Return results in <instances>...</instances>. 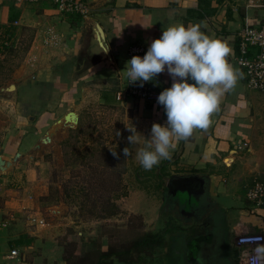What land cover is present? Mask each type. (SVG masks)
Here are the masks:
<instances>
[{
	"label": "crops",
	"instance_id": "obj_1",
	"mask_svg": "<svg viewBox=\"0 0 264 264\" xmlns=\"http://www.w3.org/2000/svg\"><path fill=\"white\" fill-rule=\"evenodd\" d=\"M83 1L90 16L78 20L76 14L61 16L49 0H0V157L10 162L0 173V264H64L57 237L65 216H57V201L40 198L47 195L50 169L41 154L46 145L41 141L54 140L62 131L51 133L56 120L72 108L77 110L75 106L90 94H98L102 103L124 106L131 118L129 127L135 126L145 138L150 137L153 123L166 125L157 99L127 97L120 102L115 92L129 81L123 70L130 47L141 46L144 51L138 55L143 57L164 28L177 24H198L201 31L225 42L231 49L228 62L239 76L210 126L176 142L171 159L156 167L170 173L163 178L160 199L139 200L134 207L144 219L149 215L152 226L162 220L199 221L195 234L191 224L185 230L174 226L161 230L165 240L174 235L181 241L189 264H239L235 238L245 232L264 234V207L255 208L242 195L251 182L245 183L242 166H233L241 158L237 144L250 142L245 132L252 98L235 58L239 30L264 21L263 5L260 0ZM90 18L97 19L105 31L111 62L88 46ZM11 50H21V56L8 54ZM3 62H11V69L3 72ZM145 83L160 94L173 80L165 69ZM67 93L70 98L62 102ZM30 110L38 111L31 115ZM129 135L127 130V147L137 151L144 142L130 145ZM179 191L187 193L186 199ZM27 212L43 217L45 223L28 220ZM192 242L191 251L187 246ZM12 249L17 255H10Z\"/></svg>",
	"mask_w": 264,
	"mask_h": 264
},
{
	"label": "rangeland",
	"instance_id": "obj_2",
	"mask_svg": "<svg viewBox=\"0 0 264 264\" xmlns=\"http://www.w3.org/2000/svg\"><path fill=\"white\" fill-rule=\"evenodd\" d=\"M9 53H16V58L21 56V50L17 52L11 50ZM10 63H1L3 72L11 69ZM250 91L251 121L245 132L250 140V148L242 149L241 158L232 161L233 166L239 164L243 167L241 169L245 171V183L252 182L264 172V165L261 163L264 162V92ZM97 95L90 94L82 104L75 106L77 110L73 108L69 110L75 111L79 116L75 126L61 127L59 129L62 131L54 140L41 141L43 145H47L41 149V154L43 159L50 163V169L46 182L47 195L40 198L57 201L63 211L65 206L68 207L63 214L65 224L58 237L65 236L68 240H77L82 252L94 248L100 242L103 248L109 243L117 242L118 239L127 243L136 239L139 231H149L160 235L164 244L160 248L156 247L150 251L148 249L147 252H141L139 247L135 248L136 262L133 264H189L180 246L181 241L170 233L168 241L165 240L164 232L161 230L167 226L185 230L184 228L191 224L189 229L195 234L193 230H196L199 221L187 223L179 220H162L152 226L149 215L144 219L135 209L134 205L139 200L150 202L155 197L160 199L163 193L161 187L166 183L164 179L166 174L170 173L157 171V166L151 170H144L135 159V148L130 147L132 155L123 156L122 150L128 146L126 126L131 123L130 114L122 105L102 103L99 97L97 99ZM63 97L65 98L62 102H65V99L70 98V94L67 93ZM37 111L30 110V114ZM117 131L121 133L119 137L115 135ZM110 150L120 153V158L116 159ZM252 167L254 168L250 170ZM117 188L121 193L116 199L119 212L105 218L99 217L104 213L105 205L101 207V203L97 201L96 206L91 207L92 201L99 196L102 202L107 200L113 194L112 190ZM245 191H241L242 195ZM178 193L186 199L187 193L184 191ZM141 222L143 225L139 228ZM105 230L107 234L103 235ZM108 230L113 231L108 233ZM192 244L193 242L187 246L191 251Z\"/></svg>",
	"mask_w": 264,
	"mask_h": 264
},
{
	"label": "clouds",
	"instance_id": "obj_3",
	"mask_svg": "<svg viewBox=\"0 0 264 264\" xmlns=\"http://www.w3.org/2000/svg\"><path fill=\"white\" fill-rule=\"evenodd\" d=\"M230 53L225 42L201 31L200 25L177 24L164 28L143 57L134 55L126 62L123 72L130 84L139 82L143 87L165 69L173 80L172 86L157 98L164 108L166 125L153 123L149 138L137 132L135 126H126L131 133L127 137L130 145L144 142L135 153L144 170L171 159L176 142L187 141L196 130L210 126L222 98L237 84L239 73L228 62ZM115 135L119 137L121 133L117 131ZM111 152L120 158V153ZM122 154L132 155L129 147H124ZM257 252H264V246Z\"/></svg>",
	"mask_w": 264,
	"mask_h": 264
},
{
	"label": "built area",
	"instance_id": "obj_4",
	"mask_svg": "<svg viewBox=\"0 0 264 264\" xmlns=\"http://www.w3.org/2000/svg\"><path fill=\"white\" fill-rule=\"evenodd\" d=\"M18 2L36 3L40 0H16ZM61 16L70 17L80 15L82 18L90 16V8L83 0H49ZM264 7V0H260ZM14 23H17L15 21ZM141 46H132L128 50L131 59L134 55L143 53ZM237 64L242 68L244 81L247 88L264 92V21L255 26H245L238 32V54L235 58ZM159 94L148 83L143 87L139 82L121 86L115 93L118 101L127 97L144 100H155ZM249 147L246 140L240 141L236 149L242 150ZM246 200L255 208L264 207V172L257 176L245 191ZM26 218L33 223L44 224L43 217H36L27 212ZM5 222H3V225ZM239 248V264H264V252H257L258 248L264 246V234L262 233H239L236 237ZM17 250L12 249L10 255H17Z\"/></svg>",
	"mask_w": 264,
	"mask_h": 264
},
{
	"label": "trees",
	"instance_id": "obj_5",
	"mask_svg": "<svg viewBox=\"0 0 264 264\" xmlns=\"http://www.w3.org/2000/svg\"><path fill=\"white\" fill-rule=\"evenodd\" d=\"M81 18L80 15H77L78 20ZM112 191L113 194L107 200H103L102 202L99 196L92 201L93 204L91 207H95L97 201L101 203V207L105 205L103 207L104 213H101L102 216L99 217L105 218L119 212L116 199L121 196V193L119 192V188ZM142 225L141 222L139 228H142ZM110 231L112 233L113 230H108L107 232L109 233ZM104 234H107L106 230L103 232ZM163 244V238L160 235L153 234L149 231H139L136 239L130 242L124 243L118 239L117 242L109 243L106 248H103L100 242L94 248L81 252V246L77 240H68L65 236L57 238V245L60 247L61 258L64 264H133L136 262L134 254L135 248L137 249L139 247L138 249L141 252H147L148 249L150 251L156 247L160 248Z\"/></svg>",
	"mask_w": 264,
	"mask_h": 264
},
{
	"label": "water",
	"instance_id": "obj_6",
	"mask_svg": "<svg viewBox=\"0 0 264 264\" xmlns=\"http://www.w3.org/2000/svg\"><path fill=\"white\" fill-rule=\"evenodd\" d=\"M102 2L107 0H101ZM86 18V17H85ZM89 27L92 32V37L90 40V44L88 46L92 45L96 49L97 55H102L105 58H107L110 62L112 61V55L109 48V45L106 40L105 31L102 28L100 22L97 19L90 18L88 19ZM11 89L13 88V84L9 86ZM79 116L75 111H68L66 112L62 117L58 118L56 122L54 123V127L51 131V133L54 132V130H57L64 126L73 127L78 123ZM10 162L5 161L0 157V173L5 172L6 169L9 167ZM65 211L68 210V207L65 206ZM61 208L58 210L57 216H61L65 213Z\"/></svg>",
	"mask_w": 264,
	"mask_h": 264
},
{
	"label": "bare ground",
	"instance_id": "obj_7",
	"mask_svg": "<svg viewBox=\"0 0 264 264\" xmlns=\"http://www.w3.org/2000/svg\"><path fill=\"white\" fill-rule=\"evenodd\" d=\"M225 162V161H224ZM228 162V161H227ZM231 162V161H230ZM226 163V162H225Z\"/></svg>",
	"mask_w": 264,
	"mask_h": 264
}]
</instances>
